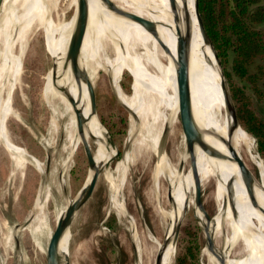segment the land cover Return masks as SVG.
Masks as SVG:
<instances>
[{
    "label": "bare ground",
    "instance_id": "bare-ground-1",
    "mask_svg": "<svg viewBox=\"0 0 264 264\" xmlns=\"http://www.w3.org/2000/svg\"><path fill=\"white\" fill-rule=\"evenodd\" d=\"M87 1L88 19L81 37L79 64L92 84L98 70L108 75L110 85L116 93L115 97L124 104L133 121L130 136L124 143L122 158L113 169L109 183L113 200L111 210L120 218L126 217L132 231L133 263L137 259L135 264H155L156 256L160 253V264H173L176 254L173 242L175 226L178 222L181 223L188 212L185 210L190 207L195 216L199 217L201 229L196 224L200 232L201 230L203 232V245L206 246L211 239L214 241L218 237L223 241L214 246L211 252L203 246L200 254L205 258V264H264L263 164L255 153L252 139L240 128L230 131L231 120L225 108L220 73L197 24L199 14L197 2L173 0L175 3L173 10L170 0H112L132 14L139 24L114 14L99 0ZM77 3V0H73L74 15L68 23L61 25L58 30L59 38L55 39L49 11L43 0H23L18 11L14 10L11 0L2 1L4 12L0 15V139L19 158L24 161L28 158L35 164L34 157L28 156L24 149L11 143L6 121L14 114L11 95L19 80L27 37L34 24L41 25L45 28L47 52L53 58L54 64V69L51 68L46 75L43 97L51 112L53 130L62 128L64 139L62 150L65 157L59 168L64 170L71 160V155L75 153V150L72 152L74 146L85 141L89 146L95 145L93 158L101 173L102 170L110 168L116 158L117 148L109 145L107 131L101 125L98 116L90 113L85 85L74 79L64 58L75 23ZM42 9L46 11H43L44 15H41ZM175 16L177 22H174ZM141 25L157 29L158 38L146 32ZM178 36L181 39L186 38L188 43L194 133L192 157L201 187L210 188L216 206V218L212 224L206 223L202 215V204L195 201L191 168L187 170L175 168L167 151L157 146L163 130L173 125L176 119L175 47ZM102 38L108 42L114 58L105 54L106 48L101 43ZM160 41L167 50L163 49ZM138 48H143L145 62L143 61L145 57L137 52ZM118 61L123 62L132 77L130 94L121 90L115 78ZM147 64L151 66L153 64L159 69L157 88L152 86L153 79L148 78L144 72ZM168 104L169 108H173L170 115L163 113V106ZM83 119H85L83 133L80 134ZM203 154L206 160L201 163ZM243 154L258 168L255 184L251 188L243 183L236 161L237 157L246 164ZM133 164L139 166L142 164L144 168H150L151 189L158 202L161 184H165L171 202L173 200L175 202L171 210L163 208L160 204L157 208L163 234L158 238L149 230L146 231L145 237L150 243L148 257L144 252L143 237L137 234L130 216L127 215L125 204L122 203L124 196L121 179L130 171ZM59 168L58 166L54 168L56 177ZM91 175L89 171L75 198L67 202L54 219L51 216L52 212L47 208L53 193L51 187L54 184V180H49L50 183L45 189V201L42 204L37 201L34 203L22 224L15 230L17 238L20 237L21 230L28 231L32 240L39 242L42 251L47 254L57 221L66 211L78 208L84 203ZM169 182L178 191L174 190ZM190 186L193 188L192 195ZM105 209L108 215L111 210ZM206 217L209 219L207 214ZM224 225L229 235L225 233ZM69 236L67 230L59 242L58 252L61 258L59 264H66L65 259L69 258ZM235 243L240 248V256L233 257L230 253ZM151 258L154 259L153 263Z\"/></svg>",
    "mask_w": 264,
    "mask_h": 264
},
{
    "label": "rangeland",
    "instance_id": "rangeland-1",
    "mask_svg": "<svg viewBox=\"0 0 264 264\" xmlns=\"http://www.w3.org/2000/svg\"><path fill=\"white\" fill-rule=\"evenodd\" d=\"M43 1L49 11L54 38L58 39L59 28L68 23L74 15L73 0ZM193 2L194 0H192ZM22 3L23 0H11L16 11L19 10V7L21 8ZM43 11L45 10H41V15L46 12ZM44 29L41 25L34 24L27 37L19 80L11 95L14 114L6 121L11 143L13 142L19 148L24 149L28 156L34 157L36 165L28 158L25 161L19 158L0 139V264H46L47 254L42 251L40 243L34 242L28 231L24 229L20 231V237L17 238L15 230L22 224L42 190L44 192L40 196V198L42 197L41 202L45 201V189L50 181L54 180V184L51 187L53 193L51 200L47 203V208L49 212H52L51 216L54 219L58 211L64 209L67 202L75 198L89 172L82 143L74 146L72 152L75 150V153L73 156L71 155L67 167L65 166L64 170L59 168V164L65 157V152L62 150L64 141L62 128L57 131L53 130L51 112L43 97L46 75L53 62V58L46 49L47 41ZM101 43L106 48L105 54L114 58L115 55L112 50H109L108 42L102 38ZM137 52L143 55L144 50L138 48ZM143 61H146V57L143 58ZM148 61L150 60L148 59ZM146 67L144 70L146 76L153 79L152 86L157 88L159 69L153 64L152 66L147 64ZM170 71L173 72L172 69ZM115 78L119 82L121 90L130 94L132 77L121 61L116 64ZM226 80L231 94V85L237 81L232 78V81L228 82L227 77ZM110 86L108 75L98 70L97 77L93 81L97 116L107 128L113 143L118 148L119 155L112 161L109 169L101 171L91 198L80 207L71 222L68 230V235H70L68 238V261L70 264H134L132 231L128 219L120 218L115 211L111 210L113 200L109 187L111 173L122 158L124 143L130 136L133 121L128 110L115 97L113 87ZM255 105L258 112L264 117L262 105L260 103ZM169 107L170 104L164 105L163 113L170 115L173 108ZM172 124L168 128L162 147L167 151L175 168L187 170L191 167L184 152L181 128L176 119ZM135 133L138 134V131ZM89 147L93 153L95 145L91 144ZM193 149L194 133L192 134V152ZM113 153L114 150H112V155ZM112 155L110 154V157ZM243 156L247 166L249 165L256 176L258 168L249 162L245 154ZM261 156L264 169V156ZM205 160L206 156L203 154L201 163H204ZM57 166L59 171L56 177L54 168ZM121 180L122 196H124L122 203L125 204L127 215L130 216L137 234L139 233L143 237V248L148 257L150 243L145 237L146 231L149 230L158 238H161L163 234L160 229L157 208L160 204L163 208L171 210L175 202L174 200L171 202L165 184H161L160 202L157 201L151 189V170L149 167L144 168L142 164L140 166L131 165L130 171ZM170 185L172 186L171 183ZM42 186L44 187L42 188ZM172 188L176 190L173 186ZM192 193L193 188L191 187V195ZM214 205L210 188L203 187L201 207L205 211L202 209V215L207 224H212L215 221L216 206ZM105 208L111 210L108 215ZM186 211L188 212L182 219L178 231L173 264H205V258L200 254L205 247L203 232L199 230L197 240L193 235L192 228L193 224L196 226L198 224L200 227L199 217L195 216L190 207ZM206 214L209 215V219ZM224 228L225 233L229 235L225 225ZM12 237H16L15 243L11 240ZM222 242V238L218 237L214 240V246ZM230 255L240 256V248L237 243L232 246ZM153 262L154 259L151 258V263Z\"/></svg>",
    "mask_w": 264,
    "mask_h": 264
},
{
    "label": "water",
    "instance_id": "water-1",
    "mask_svg": "<svg viewBox=\"0 0 264 264\" xmlns=\"http://www.w3.org/2000/svg\"><path fill=\"white\" fill-rule=\"evenodd\" d=\"M2 1L3 0H0V15L4 12L3 11L4 7L2 6ZM77 1H78V3H77L76 13H75V23H74L73 30L70 34V37H69V40L67 43L64 58H65V62H67L69 64V67H70V70H71V73H72L74 79L78 82H82L85 85V88H86V91L88 94L89 104H90V113L92 115H97L95 92H94L93 84L91 83L87 74L81 68V66L79 64V57L81 54V46H80L81 37H82V33L84 31V28L87 24V19H88V1L87 0H77ZM99 1L104 6H106L107 9H109L111 12H113L114 14L140 24V22L132 14H130L126 10L120 8L114 1H112V0H99ZM170 1H171V5L173 7V10H174L175 9V3L173 2V0H170ZM174 22H177L176 16L174 17ZM197 24H198L202 39H203L204 43L207 46H209V48H210V50L214 56L215 62L217 64V68L219 70V73H220L221 87H222V93H223L225 108L227 111V115L231 120L230 131L234 130L236 128L242 129L248 135V137H250L252 139V141L254 142L255 153H256L257 157L259 158V160L262 161L263 158L259 153L256 138L243 127V125L240 123V121L238 119L235 104L233 102L232 96L230 94L229 86H228V83L226 80V74H225L223 64L221 63V59L219 58V55H218L210 37H209V35L207 34V32L205 30L202 17L199 14L197 16ZM141 26L146 32L157 37V29L150 27V26H145V25H141ZM159 43L163 47L164 50H167V48L161 43V41ZM175 54H176V57H175V66H176L175 74H176V93H177L176 120L178 121L180 128H181V132H182V136H183L184 152L187 155V159H189L190 167H191V170L193 173L192 177H193V182H194L195 201L198 204H202V190H203V188L201 187V184L197 178V174L195 172V163H194V160L192 157V134H193V118L192 117H193V115H192V109H191V94H190V86H189V58H190V56H189L188 43H187L186 38L181 39L178 36V38L176 40ZM51 68H52V70L54 69L53 62H52ZM118 101H119V99H118ZM119 103H121L124 106V104L122 102L119 101ZM99 121H100V119H99ZM84 123H85V119L82 120L80 134L83 133V124ZM100 123L108 133L107 135H108L109 145L116 146L113 143L107 128L102 124L101 121H100ZM167 131H168V129H166V128L163 130V132L159 138V141L157 142V146L161 147V149H163L162 145H163L164 138L167 134ZM82 149H83V152H84V155L86 158L87 166L89 168V171H91L92 175H91V180H90L88 192L86 195V199L81 206H83L91 198L93 190H94L95 185L97 183V180L99 179V176H100V170L97 167V165L95 164V161L93 158V153L91 152V148L89 147V144L84 141ZM118 155H119V151L117 148L116 153H115V157H118ZM236 161H237L239 169H240V174H241V178L243 180V183L248 188L253 187L255 184V181H256L255 180L256 179L255 174L253 173V171L251 170L249 165L247 166L239 158L236 157ZM46 162H45V167L47 166ZM44 170L47 171V169H44ZM44 170H43V172H44ZM41 193L38 195V198L36 200L40 204H42L41 198H40ZM36 201H35V203H36ZM80 207L69 209L57 221V223L54 227V231H53L51 240H50L48 253L46 256V264H59L61 262V258H60L59 252H58L59 242H60L63 234L67 230H69L71 222H72L73 218L75 217L76 213L78 212V210L80 209ZM211 218H212V216L210 217V219ZM179 227H180V223L178 222L175 226L174 235H173V242H175V246H176V240H177V236H178ZM131 236H132V233H131ZM11 240L15 243L16 237L15 238L12 237ZM14 246H15V244H14ZM205 248L209 252H211L213 250V248H214L213 239H211L209 241V243L205 246ZM65 260H66V262H65L66 264H70L68 259H65ZM136 260L134 261V264L136 263ZM160 260H161V254L158 253L156 256V259H155V264H160ZM173 262H174V260H173Z\"/></svg>",
    "mask_w": 264,
    "mask_h": 264
},
{
    "label": "trees",
    "instance_id": "trees-1",
    "mask_svg": "<svg viewBox=\"0 0 264 264\" xmlns=\"http://www.w3.org/2000/svg\"><path fill=\"white\" fill-rule=\"evenodd\" d=\"M192 1V0H191ZM228 82L240 123L264 156V0H194ZM198 240L199 228L193 224ZM182 261V260H181Z\"/></svg>",
    "mask_w": 264,
    "mask_h": 264
}]
</instances>
